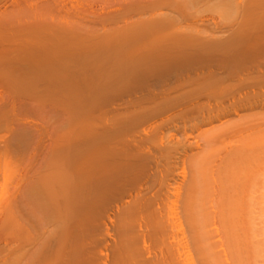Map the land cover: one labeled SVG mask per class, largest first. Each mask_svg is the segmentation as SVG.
<instances>
[{"label":"bare ground","instance_id":"6f19581e","mask_svg":"<svg viewBox=\"0 0 264 264\" xmlns=\"http://www.w3.org/2000/svg\"><path fill=\"white\" fill-rule=\"evenodd\" d=\"M93 4L0 0V51L22 53L0 61V125L24 141L47 97L87 103L26 188L22 264H264V0Z\"/></svg>","mask_w":264,"mask_h":264},{"label":"rangeland","instance_id":"374dc122","mask_svg":"<svg viewBox=\"0 0 264 264\" xmlns=\"http://www.w3.org/2000/svg\"><path fill=\"white\" fill-rule=\"evenodd\" d=\"M104 1L105 0H94V4L92 5L93 9L102 7V3ZM68 6L70 7V4H68ZM115 7H119V3L116 4ZM117 9L114 8V10ZM120 9H122V7ZM222 20L224 21V23H226L225 26H228V24L233 20V17H231L228 14H225L222 17ZM88 41L94 43V40L86 39L85 44H88ZM79 46L81 47L78 50H75L76 52H81L83 54L101 53L104 61L106 58L105 56H107L106 53H110V50H105V49L103 50L93 49V48L82 49L81 43ZM85 47L88 46L85 45ZM129 47L131 53L132 46ZM140 50L147 51L148 53V48L146 46L145 48L141 47ZM21 54L22 53H20L19 51H15V52H8L3 55L2 52L0 51V61L4 58H5L4 60L18 58L21 56ZM130 59L131 57L128 56V61ZM120 63H123V56L120 59ZM129 64H132V61H130ZM78 85L79 84L77 83L76 86ZM140 85L141 84L139 85L130 84V86H128V88L129 87L130 88L127 91L129 93H135L137 90L139 91L138 86ZM76 91H78L75 94L77 97L74 98H78L84 95L86 92H88V90L83 89L82 86L79 88L77 87L73 93H75ZM64 92H65L64 87L58 85L57 91H54V94L56 95L57 93V95L59 94L63 96ZM48 98L51 99L50 97H47L46 99ZM117 98L118 100L113 99L109 102L110 108H113L114 105L116 107V105L118 104L120 105L122 103L120 98L119 97ZM49 99L47 100L48 103L46 104L47 110L49 111L47 115H45L44 117L38 116L36 114L34 116L33 115L29 116V119L31 121H34V123L32 122L29 126H25V127L28 128L31 127V129H34L35 132L32 133L30 137L25 138L24 141H21L19 137H17L14 134L13 129L21 128L22 126L25 125V121H22V126L18 125V123H15L14 126L8 129L0 125V264H22L21 248L20 249H16V248H19V241H20L19 232L21 231L20 227H22V223L24 222L23 218H24V210H25V192L27 187H30V190L34 189L35 187L38 188V184L39 182L42 181V176L44 175V172L48 174V172H50L55 167V164L48 165L45 163L46 161L50 162L52 158L50 152L52 147V142L54 140V133H52L53 130L52 127L55 124L58 125L56 132L59 133V135L55 133V136L57 135L56 136L57 140L61 142L60 145L61 148H66L67 146L72 145V142L70 144L69 142L71 141L70 140L71 135L74 132H76L75 131L76 125L79 127L80 132H83L82 126L85 124V117L84 114H82L81 109L87 103H77L76 100H78L79 98L73 99L72 100L73 103L72 101L71 103H65V100L63 103L60 104L54 102L56 113L53 114L54 104L53 101H49ZM102 100L103 98L101 99L97 98L94 100V102L96 101V105H98L97 107L103 108L102 105H104L103 103H105L106 101L103 102ZM66 102H70V101L67 100ZM231 118H237V117L233 115L231 116ZM10 123L13 124V121H11ZM55 127L56 125L54 126V128ZM39 129L44 130L43 135L39 133ZM44 163L46 165L43 168L42 164ZM47 174L45 175L44 179L47 177ZM33 198L34 195H32L31 200L29 201L31 211H34L35 208L34 203L36 200H34ZM38 201H39L38 202L39 209L43 210V213L45 212V214L47 213L49 215H52L53 212L51 205L52 201L48 200L47 195L45 196L44 201H42V199ZM13 203H15V205L12 207L13 208V215H12V211L9 210V206L11 204L13 205ZM42 204H43V209H42ZM13 217H16L17 219L14 224V231L15 233H17L16 234L17 236L13 240L14 249H15L14 252H12V249L10 248L9 245L12 240L9 236L10 234L9 225Z\"/></svg>","mask_w":264,"mask_h":264}]
</instances>
